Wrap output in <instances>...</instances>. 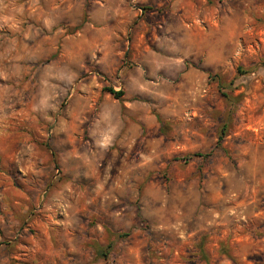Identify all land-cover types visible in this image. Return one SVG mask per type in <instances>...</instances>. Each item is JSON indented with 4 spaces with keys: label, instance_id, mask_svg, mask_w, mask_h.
Listing matches in <instances>:
<instances>
[{
    "label": "rangeland",
    "instance_id": "374dc122",
    "mask_svg": "<svg viewBox=\"0 0 264 264\" xmlns=\"http://www.w3.org/2000/svg\"><path fill=\"white\" fill-rule=\"evenodd\" d=\"M0 264H264V0H0Z\"/></svg>",
    "mask_w": 264,
    "mask_h": 264
},
{
    "label": "trees",
    "instance_id": "16d2710c",
    "mask_svg": "<svg viewBox=\"0 0 264 264\" xmlns=\"http://www.w3.org/2000/svg\"><path fill=\"white\" fill-rule=\"evenodd\" d=\"M108 92L110 94H112L115 98H119L121 95H122V92L118 91V92H115L113 91L112 89H109Z\"/></svg>",
    "mask_w": 264,
    "mask_h": 264
}]
</instances>
